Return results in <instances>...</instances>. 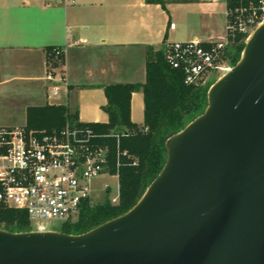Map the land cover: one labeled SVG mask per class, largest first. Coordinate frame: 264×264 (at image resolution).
Listing matches in <instances>:
<instances>
[{
    "label": "water",
    "instance_id": "95a60500",
    "mask_svg": "<svg viewBox=\"0 0 264 264\" xmlns=\"http://www.w3.org/2000/svg\"><path fill=\"white\" fill-rule=\"evenodd\" d=\"M166 149L140 199L84 233L0 228V264H264V21Z\"/></svg>",
    "mask_w": 264,
    "mask_h": 264
},
{
    "label": "crops",
    "instance_id": "0c3cea01",
    "mask_svg": "<svg viewBox=\"0 0 264 264\" xmlns=\"http://www.w3.org/2000/svg\"><path fill=\"white\" fill-rule=\"evenodd\" d=\"M162 1L75 0L62 5L52 0H0V125L12 114L22 123L6 126L25 125L26 109L45 103L76 109L81 123L106 122L103 87L143 82L147 52L162 50L166 40H173L174 24L184 29L178 41L224 35V0ZM217 4L223 9L219 14ZM174 9L182 18L173 19ZM200 15L203 18H195ZM51 46H66L62 71L67 86L48 100L44 77ZM130 107L131 120L142 124L140 91L131 94Z\"/></svg>",
    "mask_w": 264,
    "mask_h": 264
},
{
    "label": "built area",
    "instance_id": "2783aa9c",
    "mask_svg": "<svg viewBox=\"0 0 264 264\" xmlns=\"http://www.w3.org/2000/svg\"><path fill=\"white\" fill-rule=\"evenodd\" d=\"M52 1L67 5L75 0ZM224 3L226 24L221 38L164 42V60L182 72L185 84H205L211 73L224 70L225 51L231 40L240 35L246 42L264 21V0ZM65 50L66 46H55L48 54L44 77L49 82L48 100L58 97L67 86L61 66ZM98 137L90 127L68 122L49 132L28 130L25 125H0V208L23 209L35 230H51L46 228L47 222L73 221L84 204H92V181L103 175L117 179V193L111 198L117 203L118 173H110L109 149L97 142ZM120 155L127 153L117 150V167ZM107 189L105 185L103 190Z\"/></svg>",
    "mask_w": 264,
    "mask_h": 264
},
{
    "label": "trees",
    "instance_id": "16d2710c",
    "mask_svg": "<svg viewBox=\"0 0 264 264\" xmlns=\"http://www.w3.org/2000/svg\"><path fill=\"white\" fill-rule=\"evenodd\" d=\"M145 1L163 5L162 0ZM241 39L236 35L226 47L225 59L231 66L239 60L244 48L245 42ZM54 47L47 48V58ZM209 86L208 82L185 84L182 72L166 64L162 50H149L143 82L111 83L103 87L106 104L101 109L107 114L106 122L80 123L78 111H71L63 104L29 106L25 123L28 130H59L66 122L90 127L99 136L97 142L108 146L109 171L118 173L117 203L107 198L104 202L84 204L76 220L63 222L60 231L81 234L128 211L164 166L167 139L206 108ZM136 91L143 95L142 124L133 122L130 115L131 94ZM118 149L126 151L127 156L120 155L117 167ZM30 224L25 210L0 208L1 229L30 231Z\"/></svg>",
    "mask_w": 264,
    "mask_h": 264
},
{
    "label": "rangeland",
    "instance_id": "374dc122",
    "mask_svg": "<svg viewBox=\"0 0 264 264\" xmlns=\"http://www.w3.org/2000/svg\"><path fill=\"white\" fill-rule=\"evenodd\" d=\"M221 7L222 6L220 4L217 7V11L216 12L218 14L220 13V10L223 11V9ZM175 9H174V12H173V19L174 18L176 19L177 16L181 17L180 15H178V13H176ZM201 16L203 18V15H200L199 17L195 16V18L197 17L199 19ZM204 18H205V16H204ZM172 29H174L175 35H176L175 37H172V39L173 40H180V38L177 37V36H182L183 33H184V31H183L184 29L183 28H179L178 29V27H176L175 24L173 25ZM224 66H225L224 70H219V71L213 72V73H211L208 76L207 82L210 83V86L216 80H218L223 74H225L226 71L228 70V68L232 67L230 65V63L227 62L226 60L224 61ZM20 123H22L21 118H19L17 115L12 114L9 118L6 117L2 124H5V125H17V124H20ZM111 174H114V173H111ZM105 185H108V189H107L106 192L103 190ZM92 187H93V192H92V196H91L92 204H96V203H99V202H104L105 199H107V198H109L110 202H111V198L114 197L116 195V193H117V179L112 177V176H109V175H103V176H100L97 179H94L92 181ZM76 218H74L73 221L76 220ZM62 223L63 222L61 220H52V221L47 222L48 227H46V228L47 229H51V230H55V231H60ZM30 226H31V230H35L34 229L35 228L34 223L30 224Z\"/></svg>",
    "mask_w": 264,
    "mask_h": 264
}]
</instances>
